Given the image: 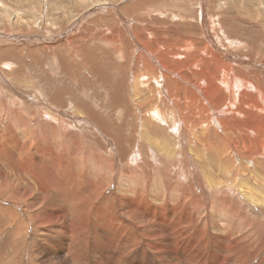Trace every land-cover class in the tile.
<instances>
[{
    "label": "bare ground",
    "instance_id": "6f19581e",
    "mask_svg": "<svg viewBox=\"0 0 264 264\" xmlns=\"http://www.w3.org/2000/svg\"><path fill=\"white\" fill-rule=\"evenodd\" d=\"M129 1L111 0L118 4ZM194 2L200 22L184 21L183 28L176 22L153 24L143 32L134 28L131 17H120L124 26L112 38L118 46L127 38L136 44L130 57L133 85L144 87L151 112L136 116L115 93L112 104L118 116H125L121 121H141L140 140L124 142V126L119 121H101L90 114L92 110L85 111L89 115L84 120L89 122L82 130L77 129L78 122H67L63 116L49 125L47 129L54 135L69 132L61 135L57 145L63 155L80 141L81 133L113 141L115 152L102 147L96 173L72 169L48 174L34 156L24 159L22 173L15 179L10 176L16 191L7 196L26 203L29 216L25 206L20 212L14 210L15 225L0 228L13 236L16 256L34 225L46 227L47 235L56 237L46 248L52 256L46 259L48 264H264V53L253 50L259 38L264 39V0H250L243 10L234 5L230 13L222 14L224 19L212 14L210 0ZM104 3L66 0L64 7L72 14L85 15ZM8 11L11 9H0L1 14L9 15ZM242 38L253 42L245 45ZM111 87H115L113 80ZM167 116L174 118L171 124L166 123ZM71 129L78 135L72 137ZM188 142L189 160L179 150ZM39 144L27 140L19 153L25 154L32 146L39 155L53 158V151H45ZM9 150L10 146L0 142L1 155ZM154 150L159 156H146ZM55 157L52 163L61 169L63 156ZM120 160L127 169L121 183L117 181ZM132 165L136 167L132 169ZM7 220L0 219V227Z\"/></svg>",
    "mask_w": 264,
    "mask_h": 264
},
{
    "label": "rangeland",
    "instance_id": "374dc122",
    "mask_svg": "<svg viewBox=\"0 0 264 264\" xmlns=\"http://www.w3.org/2000/svg\"><path fill=\"white\" fill-rule=\"evenodd\" d=\"M101 1L105 2L101 7L83 15L82 12L80 14L79 11L78 13L75 12L72 14L71 9L65 10L66 7L64 6L66 5V0H0V9H11V12L8 11L9 15L0 13V72L3 73H0L2 75H0V142L3 141V146H10L7 155L6 153L2 155L0 153V157L3 156V158H0V164H2L0 165V177L4 178L6 176V180H1L0 182V197L2 196L0 198V215L5 212L8 213L3 214L2 217L0 216V219H9L7 220V224L0 228H4L5 226L13 227L15 225V220L11 217V212L14 210L20 212L19 208L25 209L26 207L28 212L27 215L29 216L26 203L20 202L15 197L9 199V196H7V193L14 194L16 191L13 179L20 175V169L24 170L26 168V162H24L25 158H32L34 156V161L37 163L43 162V173L49 174L53 172L54 175H58L61 174V172L68 173L72 171V169H85L87 172L96 173L100 166L98 155L102 147L110 153L115 152L116 145L113 141L102 135L97 137L91 134L81 133L80 141L70 151L63 155L61 153L62 151H59L57 145L61 141V135H67L69 132L66 131L65 134H62L60 131L58 134L54 135V131L47 129L49 125L59 121L61 116H63V118L65 117L64 119L67 122H78L79 124H77L76 127L82 130L83 125L85 126L89 122L88 120H84V116L89 115L86 112L92 110L90 114H95L101 121L110 123H118L119 121L120 124L124 126L125 130L124 142L136 141L137 143L140 140L141 121L139 120L134 123H128L127 119H122L121 121L120 118H125V116L123 113L118 116V112L115 110L117 107L112 104V96L113 93H115L118 97L117 100L127 109L128 106H131L136 116L143 117L144 114H149L151 112L150 105L145 101L147 96L145 97L144 87L141 86L138 88V86L133 85L131 69L133 64L130 61V57L136 51V44L131 39L127 38L123 45L118 46L114 38H112L113 33L115 32V34H117L116 31L122 29L124 26L121 24L120 17H131L134 28L143 30V32H145L147 27L153 24L168 26L174 25V22H176L178 27L183 28L184 26L182 23H184V21L189 20V22L196 24L200 22L197 13L198 7L197 5H193L195 0H187V2L186 0H131L128 3L124 2L119 4L112 3L111 0ZM249 1L250 0H210L212 4L210 7H212V14L223 18L222 14L227 12L230 13V8L234 9V5H236L238 9L240 8L243 10L250 5ZM7 4L11 7H6ZM60 9L61 11H59ZM14 13L16 15H14ZM77 14H79V16ZM63 15H65V18ZM73 15L74 19L72 18ZM56 18L58 20H56ZM70 18L72 21H70ZM6 27L8 29H6ZM68 28L70 30H68ZM67 39L70 40V42L67 41ZM71 39L73 41H71ZM259 41L260 43L254 46L253 50L264 53V39L259 38ZM222 42L224 43L223 40ZM250 42H253L251 38H242L243 44L246 45ZM68 43L71 45H67ZM75 43H78V45ZM74 44L75 46L77 45V48L79 46L78 50H76ZM121 46L124 48L122 49ZM43 48L46 50L44 49V51ZM42 55H44V57ZM43 59L48 60L44 61ZM87 64L89 65L87 66ZM50 73H53V75ZM41 75H43V77ZM111 80H113L115 87H111ZM4 81H8V84ZM101 88L103 90L105 89V92L101 90ZM153 88L154 85L151 86V90ZM106 90L109 91L106 92ZM88 95H90L91 99L93 97L94 100L88 99ZM104 104H106L105 106L108 109L104 107ZM20 105L21 107H19ZM16 106L17 108H15ZM112 108L113 110L111 111ZM77 109L84 113L82 114L81 112L80 115ZM100 109L102 112L106 110L107 112L101 113ZM165 121L167 124H171L174 118L172 116H167ZM9 135L11 137H9ZM77 135L78 133L74 129H71V136L75 137ZM12 137L13 146L12 144L9 145L8 141L12 139ZM27 140L34 145H38L40 142L39 145H41L45 151L49 149L50 151L52 150L54 159L48 154L45 156V153L39 155L32 146L28 152L21 155L19 149ZM129 150L130 147L125 144V153L129 154ZM179 150L181 151V156L189 160L190 142L181 147L179 146ZM202 152L203 148H199V153ZM12 155L14 157L16 156V159ZM114 155L117 158L120 157L118 152ZM149 155H154L155 157L159 156L155 150L149 152L146 156ZM55 156H63L60 164L61 169L58 168L55 163H52L53 161L55 162ZM19 164H22L21 168H19ZM135 167V165L131 166L132 169ZM35 169H37V165ZM123 171L125 172L127 169L124 168V163L120 160L117 162V181L120 183L124 177V175H122ZM11 172L14 174H11ZM133 173L134 172H131V174ZM11 175L14 176L13 179L10 177ZM32 184L35 185L31 180V185ZM35 186L38 187L37 185ZM44 228L46 227L38 228L34 225L30 226L26 241L27 244L24 242V247L17 256L16 247L13 246V243H15L13 236L6 230L2 231V229H0V261L3 262H0V264H20V262L21 264H48L49 262H46V259L52 256L46 248H48L47 246L51 247L53 245L52 243H54L56 237L54 238L52 235L53 238H50L52 236H48ZM41 230H44L45 236ZM91 245L92 239L88 243V248ZM43 250L44 252L42 253ZM60 257H62V255H60Z\"/></svg>",
    "mask_w": 264,
    "mask_h": 264
}]
</instances>
